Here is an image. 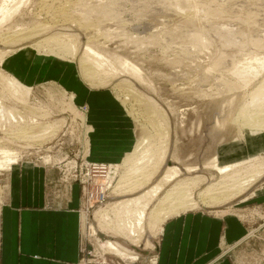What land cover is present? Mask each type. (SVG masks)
<instances>
[{
	"label": "rangeland",
	"instance_id": "obj_1",
	"mask_svg": "<svg viewBox=\"0 0 264 264\" xmlns=\"http://www.w3.org/2000/svg\"><path fill=\"white\" fill-rule=\"evenodd\" d=\"M190 1L197 7L198 15L201 17L204 11L200 5L203 6V1ZM73 2L74 0H63V2L62 0H25L24 6L12 17V20L0 28L1 33L9 32L8 35H10L15 30L32 29L33 25H47L49 30L44 33L45 36H66L70 40L67 44H72L75 51L74 56H66L63 62L51 59L46 67L38 64L37 70H40V67L42 70L36 74L47 76L33 80L30 86L32 95L29 103L41 112L48 113H44L40 122L46 120L45 122L49 121V123L55 122L54 125L59 121L61 123H58L56 128L53 126L55 131L43 142L40 140L41 142L38 143L37 141L15 143L20 147L24 146L26 150L20 153L21 160L16 166L15 177H13V170L0 172V223L4 209L11 203L10 190L14 179H16L15 184L19 195L31 188L38 190L42 187L51 201L59 192L56 190H65L72 184H76L81 197L78 210L81 217L82 242L77 264H156L155 252L160 234L155 235L145 226L146 230L143 236L141 235L143 238H140L139 245H134L117 233L105 231V228L97 222L99 220L95 214L98 211L109 210V207L116 202L137 196L146 188L131 195L115 191L120 178L125 176L121 162L125 154L133 150L137 141L147 136L155 137L156 133L161 134L167 129L168 154L157 176H160L164 168L177 166L182 171L179 179L193 176L203 178L205 182L193 188V197L198 205L186 211L220 219L221 226H225L228 222V248L223 253L228 251L229 264H264V174L240 195L232 199L217 200V205L208 206L207 202L203 204L204 200L199 195L206 185L218 179L216 173L203 168L204 164L216 156L215 154L246 145L243 136L239 135L240 128L233 120L245 103L247 95H250L262 83L260 81L264 78V72L256 78L257 80H253L251 85L246 87L247 89L245 88L246 92L241 89H233L232 92L229 84L232 83L231 79L234 81V78L229 77L224 70L228 69V65L233 64L234 59L238 61L243 58V54L248 53V50L252 51L254 46L248 44L243 48H230L226 45L222 46L210 35L205 42L206 46L210 47L209 50H202L201 53L187 60L181 59L179 62L176 54L177 47L187 41L186 38H175L176 33L180 32L177 26L173 29L179 32L173 30L172 33H166L172 28L168 27L165 33H160L157 30L163 25H158L156 28L154 22L146 15L134 11L129 2L115 6L111 0H76L75 4L68 8L69 18L66 20L55 13L54 7H61L60 3L65 6ZM42 5L50 10L47 11ZM158 23L163 24V19H160ZM186 32L198 33L199 31L197 28H190ZM42 36L18 43L12 49L21 44L40 41L39 38ZM168 36L172 38H167ZM154 37L160 40L161 44H156ZM87 43L104 55L114 54L116 58L128 61L140 70L141 79L123 73L120 66L115 63L119 73L115 75L116 77L114 74L109 75L110 78L107 77L106 80H108H105L107 85H94L92 82L88 84L89 81L84 78L81 70L83 67L81 56ZM261 46L263 49L258 53L264 56V41ZM9 49L11 47L0 42V51ZM215 49L227 55L233 52L237 56L230 63L210 71L208 51L212 52ZM34 51L42 55L35 49ZM22 57L24 56L20 54L13 57L15 65ZM51 58L55 57L51 56ZM56 65L63 67L58 68ZM2 70L4 71L3 66ZM63 72L67 76L66 79L63 77L67 84L77 83L83 88V90L81 87L76 90L84 92L87 89L91 90L93 97H96L95 100L92 99V103L109 104L115 108V112H123L124 129H114L109 136L113 139L111 145L115 147L114 150H102V148L99 150L94 147V138L92 135L88 136L87 126H91L92 129L97 128L94 124V127L92 125V122L96 123L97 117L93 116L87 120V126H84L85 113L91 111L88 103L90 101H87L88 105L84 104L81 97H77L73 90H67L64 87L65 82L60 79V76L56 78L58 73ZM122 81L134 88L143 99L154 104L157 112L153 119L157 120L158 131L153 130L149 125V119L143 107H139L132 99L125 100L124 95L115 88L116 83ZM69 95L74 97L72 102ZM62 122H65L64 125ZM104 129L108 131L109 127H103ZM3 136L6 135L0 131V137ZM261 137L264 138V134ZM90 143L93 157H88ZM232 151L234 152V149ZM237 153L232 154L231 159H234ZM258 154L264 157V150L259 151ZM112 155L116 156L112 157ZM106 161L111 163L108 164ZM220 163L225 162L220 161ZM192 166H196L197 171L185 172L186 167ZM157 176L147 185V188L156 181ZM41 177L44 183L41 182ZM168 186L171 184L165 189H168ZM218 196L220 197V194ZM109 215L110 222L115 221L117 216L112 212ZM114 221H112L113 224ZM238 235H246V237L237 243ZM107 241L124 247L136 259L133 261L123 259L105 252L102 246ZM146 244L149 245L146 246Z\"/></svg>",
	"mask_w": 264,
	"mask_h": 264
},
{
	"label": "bare ground",
	"instance_id": "obj_2",
	"mask_svg": "<svg viewBox=\"0 0 264 264\" xmlns=\"http://www.w3.org/2000/svg\"><path fill=\"white\" fill-rule=\"evenodd\" d=\"M111 1L115 6L129 2L134 11L146 15L148 19L154 22L156 28L158 25H163L162 28L157 30L160 33L166 31L168 27L172 28L166 33L180 31L176 33L175 38H186L187 42L177 47L176 54L179 62L181 59L187 60L189 57L201 53L202 50H209L210 47H207L205 42L207 36L210 35L217 39L222 46L226 45L230 48H243L248 44L254 46L255 48L253 47L252 51L250 49L248 53L241 54L243 58L238 61L234 59L237 56L236 53L230 52L227 55L216 49L212 52L208 51L210 53L208 63L210 71L228 64L234 59L233 64L228 65V69L225 68L224 70L229 77L234 78V81L230 78L232 83L229 84L232 92L233 89L246 90V87L251 85L252 81H255L264 72V56L258 53L263 49L261 44L264 41V0H202L203 6H200L204 12L201 17L198 15L197 7L190 0ZM75 2L76 0L73 4L70 5L69 3L65 6L60 3L61 7H54L55 13L63 16L65 20L68 19L67 10ZM24 4L25 0H0V28L11 21L12 17L18 13ZM42 7L45 8L43 5ZM46 10L49 11L50 8ZM160 19H163V24L158 23ZM33 26L32 29L15 30V32L12 31L13 33L10 31L12 33L10 35H8L9 32L4 34L0 31V42L11 47L9 50L0 51V131L6 135L0 137V172L17 169L16 166L21 160L20 153L26 149L23 148L24 146L15 145V143H34L36 141L38 143L41 142L40 140L43 142L46 138L51 137L49 135L55 131L54 127L61 123L59 121L54 125L55 122L49 123V121L45 122L46 120L40 122V118L48 113L41 112L29 103L32 95L31 87L2 70V65L9 56L25 48H33L32 50L35 49L42 56H52L61 61H65L66 59L63 58L66 56L75 55L74 47L72 44H67L70 40L66 36L47 37L44 34L49 30L47 25ZM174 26H177L179 31L174 30ZM163 28L165 29L163 30ZM190 28H197L199 32H186ZM40 35H43L39 38L40 41L21 44L12 49L16 44L35 37L38 38ZM167 38H172V36ZM153 39L156 44H161V41L156 37ZM167 50L169 49L167 48ZM81 57L83 60L81 70L84 78L89 81L88 84L90 82L94 85L106 84L105 80L107 77L110 78L109 75L114 74L115 76L119 73L115 63L120 66L123 73L141 79L140 70L134 65L124 59L116 58L114 54L104 55L91 47L89 43L85 46ZM262 80L260 81L262 83L257 87L255 86V90L247 95L245 103L243 102L242 108L233 120L241 130L239 135H242L244 129L264 132V80ZM115 88L124 95L125 100L132 99L139 107H143V111L149 119V125L153 130L158 131L157 120L153 119L157 112L154 104L143 99L126 82L116 83ZM64 92L67 94L65 90ZM69 99L71 101L74 97L69 95ZM83 120L84 126H87L88 118ZM87 131L89 137L93 135L91 126H87ZM167 133V129H165L161 134L156 133L155 137H143L137 141L133 150L121 162V167L125 170V176L120 178L115 191L120 194L131 195L146 188L137 196L116 202L109 207V210L98 211L95 214L99 220L97 222L105 228V231L117 233L134 245L141 241L140 238H143V233L146 230L145 226L149 231H153L155 235L160 234L163 224L168 218L182 213L188 208L196 207L198 204L193 197V188L205 182L203 178L194 176L179 179L182 171L177 166L166 167L160 173V176H157V173L160 172L161 167L166 162L165 158L168 154ZM115 167L119 166L115 165ZM203 168L216 173L218 179L206 185L199 195L204 200L203 204L207 202L208 206L217 205V200L232 199L240 195L264 174V157H255L246 161L221 165L218 157L213 156L204 164ZM186 171L187 173H193L197 171V167H186ZM156 176V181L147 188V185ZM169 184L171 186L165 189ZM161 192L163 193L161 194ZM218 194H220V197ZM153 201L155 202L149 208ZM148 210L149 212H147ZM111 212L117 216L116 219L113 217L115 219V221L112 220L114 224L112 221L110 222L108 217ZM102 247L106 250L105 252L119 258H127L132 261L136 259L127 249L115 242L107 241Z\"/></svg>",
	"mask_w": 264,
	"mask_h": 264
},
{
	"label": "crops",
	"instance_id": "obj_3",
	"mask_svg": "<svg viewBox=\"0 0 264 264\" xmlns=\"http://www.w3.org/2000/svg\"><path fill=\"white\" fill-rule=\"evenodd\" d=\"M18 54L24 57L15 65L13 57ZM51 59L58 60L25 48L9 56L2 66L6 73L31 86L33 80L47 76L36 74L42 70L41 67L37 70L38 64L46 67ZM59 76L63 81L67 77L65 72L58 73L56 78ZM63 85L67 90H73L77 97H81L84 104L89 103L91 111L85 113L88 120L93 116L97 117L96 123L92 122V125L97 127L93 129L94 137L92 135L94 147L99 150L101 148L102 150H114L115 147L111 145L113 139L109 136L114 129H124L123 112L116 111L117 114L115 108L109 104L92 103V99L95 100L96 97H93L91 90L87 89L84 92L80 85L82 90L78 91L76 89L80 87L77 83L67 84L66 81ZM71 87L74 88L71 89ZM88 100L90 102L87 103ZM103 127H109V130H103ZM262 134H264L263 131L251 129L242 131L246 145H239V148L233 147L234 152L222 149L224 153L216 154L219 162H225L220 164L228 165L261 157L258 152L264 150ZM91 147L90 143L88 157H93ZM234 153H237L236 157L231 159ZM94 156L98 157L96 154ZM115 156L112 155V157ZM96 160L100 161L97 158ZM109 162L106 161L108 164ZM16 170H13V177L16 176ZM15 180L10 190L11 203L8 208L4 209L0 223V264H77L82 246L81 217L78 210L81 197L78 185L69 186L70 191L68 189L56 190L59 192L51 201L42 187L38 190L31 188L19 195ZM41 182L44 183L42 177ZM52 202L55 203L52 204ZM221 221L191 211L182 212L168 219L163 225L156 246V264H229L228 251L223 253L228 248V222L225 226H221ZM246 235H238L236 242L241 241Z\"/></svg>",
	"mask_w": 264,
	"mask_h": 264
}]
</instances>
